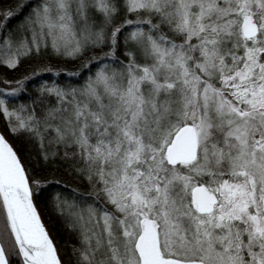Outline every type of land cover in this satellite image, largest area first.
I'll use <instances>...</instances> for the list:
<instances>
[{
    "label": "snow or ice",
    "instance_id": "snow-or-ice-1",
    "mask_svg": "<svg viewBox=\"0 0 264 264\" xmlns=\"http://www.w3.org/2000/svg\"><path fill=\"white\" fill-rule=\"evenodd\" d=\"M0 52L12 70L79 62L28 103L12 106L29 76L0 88L12 134L39 147L32 167L0 135V264H264V0H15ZM57 160L83 192L37 175Z\"/></svg>",
    "mask_w": 264,
    "mask_h": 264
},
{
    "label": "trees",
    "instance_id": "trees-1",
    "mask_svg": "<svg viewBox=\"0 0 264 264\" xmlns=\"http://www.w3.org/2000/svg\"><path fill=\"white\" fill-rule=\"evenodd\" d=\"M14 2L15 0H0V8H7ZM2 56L3 52H0V58H2ZM78 64V61H71L66 58H57L54 56L25 60L15 70L8 69L3 64H0V88L8 87V84L5 83V81L14 85L17 80H22L26 75L29 76L30 79L26 81L27 93L24 94V99L17 98L15 105L12 106L19 105L20 103H28V94L34 96L41 83L52 84L58 82L59 85L65 86L69 84L70 80L74 81L79 79L78 77L68 76V72L76 70ZM43 66L48 67L41 70ZM33 69H36L39 74L33 76ZM79 70L86 72V69ZM49 99L53 104L55 103V97H50ZM0 132L10 145H12L17 151L21 152V157L22 159H25L26 164H29L32 167L36 166L35 157L39 151L38 145H29L26 143L25 139L13 135L8 120L3 117L2 114H0ZM29 153H31V156H29ZM60 164L61 162L57 160L56 163L51 166L38 169L37 175L47 176L49 180H52L53 178L58 179L62 182H66L69 188H78L83 192L87 181L85 180L83 184H81L80 180L69 175L64 167H60ZM58 187H63V184ZM36 206L41 215L42 222L50 234V238L55 242L60 255L65 261H67L69 257H72L73 248L80 247L78 231L73 230L72 227H70L71 219L67 217V215L62 217L58 210L51 206L47 193L36 200ZM2 227L3 223L0 221V229ZM72 258L74 259V257Z\"/></svg>",
    "mask_w": 264,
    "mask_h": 264
},
{
    "label": "water",
    "instance_id": "water-1",
    "mask_svg": "<svg viewBox=\"0 0 264 264\" xmlns=\"http://www.w3.org/2000/svg\"><path fill=\"white\" fill-rule=\"evenodd\" d=\"M0 135H2V133L0 132Z\"/></svg>",
    "mask_w": 264,
    "mask_h": 264
},
{
    "label": "rangeland",
    "instance_id": "rangeland-1",
    "mask_svg": "<svg viewBox=\"0 0 264 264\" xmlns=\"http://www.w3.org/2000/svg\"><path fill=\"white\" fill-rule=\"evenodd\" d=\"M2 229V228H1Z\"/></svg>",
    "mask_w": 264,
    "mask_h": 264
}]
</instances>
